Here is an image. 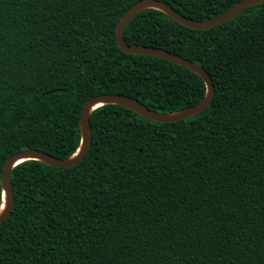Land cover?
I'll return each mask as SVG.
<instances>
[{"label": "trees", "instance_id": "obj_1", "mask_svg": "<svg viewBox=\"0 0 264 264\" xmlns=\"http://www.w3.org/2000/svg\"><path fill=\"white\" fill-rule=\"evenodd\" d=\"M140 1L0 0V212L8 159L73 157L91 99L126 96L162 114L205 100L197 74L118 46ZM158 1L207 22L244 0ZM124 42L203 67L212 105L175 124L107 105L90 116L83 163L18 165L0 264H264V3L205 31L146 10Z\"/></svg>", "mask_w": 264, "mask_h": 264}, {"label": "water", "instance_id": "obj_2", "mask_svg": "<svg viewBox=\"0 0 264 264\" xmlns=\"http://www.w3.org/2000/svg\"><path fill=\"white\" fill-rule=\"evenodd\" d=\"M263 3L264 0H244L216 19L207 22H196L194 20H190L179 14L170 5L158 0H141L140 2L134 4L124 14L119 22L117 29L118 46L125 53L161 58L163 60H167L171 63L185 67L193 73L197 74L205 82L208 89L205 100L197 106L182 110L177 113L162 114L151 110L138 100L126 96L101 95L91 99L86 103L83 109L81 118L82 143L80 149L73 157L66 160H60L42 151L28 150L17 153L8 159L2 176L3 206L0 212V227L5 223V221L9 219L15 205L14 187L11 177L12 171L18 165L31 160L40 161L55 168H74L83 163L90 151L93 141L90 116L97 109L107 105L122 106L153 122L161 124H175L205 112L212 105L215 96V85L212 78L203 67L162 49L138 45H128L124 42V31L137 14L146 10H158L187 28H190L192 30L205 31L216 26H221L224 23L228 22L230 19L244 12L247 8Z\"/></svg>", "mask_w": 264, "mask_h": 264}]
</instances>
